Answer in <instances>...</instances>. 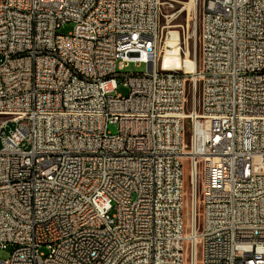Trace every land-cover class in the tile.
Instances as JSON below:
<instances>
[{"label": "built area", "instance_id": "2783aa9c", "mask_svg": "<svg viewBox=\"0 0 264 264\" xmlns=\"http://www.w3.org/2000/svg\"><path fill=\"white\" fill-rule=\"evenodd\" d=\"M191 1L0 0V264H264V0H195L164 70Z\"/></svg>", "mask_w": 264, "mask_h": 264}, {"label": "rangeland", "instance_id": "374dc122", "mask_svg": "<svg viewBox=\"0 0 264 264\" xmlns=\"http://www.w3.org/2000/svg\"><path fill=\"white\" fill-rule=\"evenodd\" d=\"M187 3H185L186 5ZM181 6H177L176 9L178 10ZM166 17L162 20V51L163 54H165V46L166 41L168 38V34L170 32H176L181 40V47L183 48L184 52L187 48L189 50V57L187 58L190 61H194L196 63V67H199V39H198V25L197 21L194 18L193 14H189V12H176V11H167ZM74 24L69 23L63 26L59 30V34L62 35H68L73 31ZM182 58L183 56L182 53ZM125 72L133 74V73H146L147 72V66L145 64H141L139 66H136L134 64H130L129 67L125 70ZM190 80V78H189ZM193 82L190 80L188 82V87L192 90L193 89ZM118 94L127 96L128 90L124 87H120L118 89ZM4 121V118L0 116V125ZM110 130L115 133L116 129L115 127L111 126ZM1 149V147H0ZM187 190V199L189 204L191 205V195L192 190L189 185L186 187ZM199 212V209H198ZM187 232H189V225L186 226ZM11 249L8 251H3L0 253V260L6 261L10 258Z\"/></svg>", "mask_w": 264, "mask_h": 264}, {"label": "bare ground", "instance_id": "6f19581e", "mask_svg": "<svg viewBox=\"0 0 264 264\" xmlns=\"http://www.w3.org/2000/svg\"><path fill=\"white\" fill-rule=\"evenodd\" d=\"M186 9L189 14H193L195 18L196 2L191 1L186 5ZM165 54L162 59V66L164 70L173 71H186L194 72L196 69V63L188 59H183L181 55V40L176 32H170L165 46ZM142 122H150V115H142Z\"/></svg>", "mask_w": 264, "mask_h": 264}]
</instances>
